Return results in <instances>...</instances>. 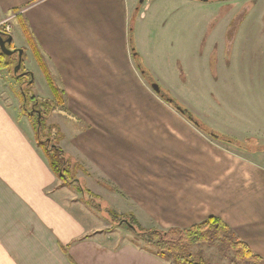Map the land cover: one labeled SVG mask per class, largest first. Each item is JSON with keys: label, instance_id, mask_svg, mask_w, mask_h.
<instances>
[{"label": "crops", "instance_id": "1", "mask_svg": "<svg viewBox=\"0 0 264 264\" xmlns=\"http://www.w3.org/2000/svg\"><path fill=\"white\" fill-rule=\"evenodd\" d=\"M137 2L0 0V19L10 18L36 96L54 99L35 48L62 90L49 121L105 206L145 227H188L216 215L264 256V180H247L240 157L147 86L129 37ZM18 85L0 69V264H178L58 179L33 118L21 114Z\"/></svg>", "mask_w": 264, "mask_h": 264}, {"label": "rangeland", "instance_id": "2", "mask_svg": "<svg viewBox=\"0 0 264 264\" xmlns=\"http://www.w3.org/2000/svg\"><path fill=\"white\" fill-rule=\"evenodd\" d=\"M141 1L144 2H137L136 7L142 5L144 15L142 19L137 15L133 28L136 49L151 76L147 79L144 75L147 86L155 91L151 84L159 83L161 91L156 94L161 100H166L163 96L173 98L217 130L239 138L254 136L264 143V0ZM18 30L14 29L16 33ZM11 69L8 68L13 77ZM32 92L36 96L34 88ZM174 102L170 104L177 110ZM31 117L35 129V119ZM209 138L225 152L242 159L243 167L239 165L238 169L240 174L244 169L247 180H264V150L249 151ZM250 163L253 165L245 170L244 165ZM80 172L74 176L80 179ZM58 179L65 183L63 178ZM82 183V190L73 184L85 199L88 188L85 181ZM95 198V204L89 205L103 214V200ZM123 225L132 239L152 247L155 253L158 251L148 236ZM192 250L210 264H229L216 244L201 243Z\"/></svg>", "mask_w": 264, "mask_h": 264}, {"label": "trees", "instance_id": "3", "mask_svg": "<svg viewBox=\"0 0 264 264\" xmlns=\"http://www.w3.org/2000/svg\"><path fill=\"white\" fill-rule=\"evenodd\" d=\"M139 11L140 6H137L132 14L129 37L133 58L136 62L137 68L143 76L147 75V79H149L151 76H149L146 70L147 68L143 65L134 42L133 26L134 20ZM6 34L9 35L10 33ZM10 47L16 49L12 54L17 55L13 57L0 49V69L12 68V75L20 84V95L22 99L21 114L29 113L34 117L37 142L45 152L49 164L56 175L63 178L65 183L72 181L74 184L78 185V189H84L81 178L79 179L77 176L75 177L74 174L80 170L85 172V168L60 146L59 142L63 136V132L59 124L57 122H47V116L52 111H55L58 104L62 102V90L54 84V80L46 68L44 58L38 49L35 48V57L43 68L54 94V99L37 98L32 92L33 75L31 71L24 68L23 55L21 58L19 57V48L13 46L12 43L10 44ZM19 59L22 61L21 67L18 70H15ZM163 97L169 101V103L174 102V99L171 101L169 98L165 96ZM174 105L181 114L191 120L198 128L210 137L232 143L249 151L264 150V143H260V140L256 137L246 136L244 138H239L232 134L217 130L203 121L187 106L176 102H174ZM178 106L180 108H178ZM53 131L55 132L54 135ZM253 143L255 144L252 146ZM89 191L90 190L88 189V197H86L85 200L88 203L95 204L94 199L96 198L93 196L94 194ZM103 211H105L114 223L125 224L137 234L143 235L144 237L148 236L149 241L158 247V254L165 256L168 259H172L178 264H210L202 254H194L192 250L193 246L201 243L216 244L222 255L228 258L229 264H264V256L256 253L244 239L234 232V229L227 221L216 215H210L188 227L171 226L168 228H158L145 227L139 223L133 214L118 212L111 206L104 205ZM230 251L232 252L231 255L229 254Z\"/></svg>", "mask_w": 264, "mask_h": 264}, {"label": "water", "instance_id": "4", "mask_svg": "<svg viewBox=\"0 0 264 264\" xmlns=\"http://www.w3.org/2000/svg\"><path fill=\"white\" fill-rule=\"evenodd\" d=\"M12 40H13V36L12 35H7L6 33H2L0 32V46H1V49L3 52L7 53V54H12L16 51V49H12V48H9L7 45H10L12 43ZM18 55L19 57L21 58L22 54H23V49L22 48H19L18 49ZM21 59H19L16 67H15V70H18L20 67H21ZM151 86L153 87V89L156 91V92H160L161 91V88H160V85L159 83L157 82H152ZM169 100H173V98H170L169 97ZM178 108H180L178 106Z\"/></svg>", "mask_w": 264, "mask_h": 264}, {"label": "built area", "instance_id": "5", "mask_svg": "<svg viewBox=\"0 0 264 264\" xmlns=\"http://www.w3.org/2000/svg\"><path fill=\"white\" fill-rule=\"evenodd\" d=\"M9 17L0 19V32L9 33L11 31V25L9 23Z\"/></svg>", "mask_w": 264, "mask_h": 264}, {"label": "flooded vegetation", "instance_id": "6", "mask_svg": "<svg viewBox=\"0 0 264 264\" xmlns=\"http://www.w3.org/2000/svg\"><path fill=\"white\" fill-rule=\"evenodd\" d=\"M8 47H10V45H7ZM40 117V116H39Z\"/></svg>", "mask_w": 264, "mask_h": 264}]
</instances>
